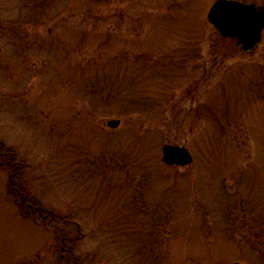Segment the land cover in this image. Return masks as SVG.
I'll return each instance as SVG.
<instances>
[{
    "label": "rangeland",
    "instance_id": "rangeland-1",
    "mask_svg": "<svg viewBox=\"0 0 264 264\" xmlns=\"http://www.w3.org/2000/svg\"><path fill=\"white\" fill-rule=\"evenodd\" d=\"M214 1L0 0V139L62 220L0 166V264H264V28L244 52Z\"/></svg>",
    "mask_w": 264,
    "mask_h": 264
},
{
    "label": "water",
    "instance_id": "water-1",
    "mask_svg": "<svg viewBox=\"0 0 264 264\" xmlns=\"http://www.w3.org/2000/svg\"><path fill=\"white\" fill-rule=\"evenodd\" d=\"M207 18L221 36L235 38L244 50H249L260 40L264 26V8L257 9L254 4L246 5L236 0H215ZM106 124L110 128H117L120 121L110 119ZM161 151V161L168 165L186 166L193 160L184 146L166 143L162 145Z\"/></svg>",
    "mask_w": 264,
    "mask_h": 264
},
{
    "label": "trees",
    "instance_id": "trees-1",
    "mask_svg": "<svg viewBox=\"0 0 264 264\" xmlns=\"http://www.w3.org/2000/svg\"><path fill=\"white\" fill-rule=\"evenodd\" d=\"M124 87V86H123ZM129 90H127L128 92ZM124 92H126L124 90ZM126 92V93H127ZM101 94V93H100ZM109 94V92H108ZM118 95L120 96H124L123 93V89L120 88V91L117 92ZM98 95V94H97ZM106 100H109V97L107 96L105 98ZM128 111V110H126ZM2 160H4L5 162H2ZM0 164L1 166L8 172V176H9V191L10 193H15V195L13 194V196H22V200H18V209L20 212V215L24 218H29L30 215L36 218H40V219H44V218H48L51 222H61L62 220H60L59 218H57V216L55 215L53 210H44L41 205L33 203V202H27V197H26V192L25 191H21V189L15 187V183L17 182V178L19 175L20 170L22 169V163L18 162L16 160V152L8 149L5 147V143L0 139ZM64 223L67 222V220H63ZM70 223L75 222L73 220L69 221ZM78 222V221H76ZM77 238H80L79 235H77ZM71 252V251H68ZM68 264H77V258L73 255H71V259L68 262Z\"/></svg>",
    "mask_w": 264,
    "mask_h": 264
},
{
    "label": "flooded vegetation",
    "instance_id": "flooded-vegetation-1",
    "mask_svg": "<svg viewBox=\"0 0 264 264\" xmlns=\"http://www.w3.org/2000/svg\"><path fill=\"white\" fill-rule=\"evenodd\" d=\"M239 2H241V3H243V4H254L255 5V7L257 8V9H259V8H261V7H263L264 8V6H258L256 3H254V2H248V3H245V2H242V1H240V0H238ZM244 52H249L248 50H246V51H244Z\"/></svg>",
    "mask_w": 264,
    "mask_h": 264
}]
</instances>
